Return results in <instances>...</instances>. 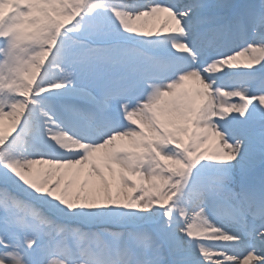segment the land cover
Instances as JSON below:
<instances>
[{
  "label": "snow or ice",
  "instance_id": "1",
  "mask_svg": "<svg viewBox=\"0 0 264 264\" xmlns=\"http://www.w3.org/2000/svg\"><path fill=\"white\" fill-rule=\"evenodd\" d=\"M0 264H264V0H0Z\"/></svg>",
  "mask_w": 264,
  "mask_h": 264
},
{
  "label": "rangeland",
  "instance_id": "2",
  "mask_svg": "<svg viewBox=\"0 0 264 264\" xmlns=\"http://www.w3.org/2000/svg\"><path fill=\"white\" fill-rule=\"evenodd\" d=\"M157 26H158V22H157Z\"/></svg>",
  "mask_w": 264,
  "mask_h": 264
}]
</instances>
